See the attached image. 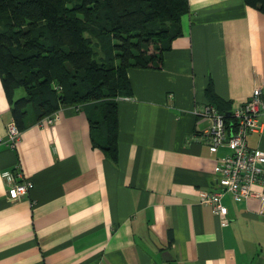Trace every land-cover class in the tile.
<instances>
[{"label":"crops","instance_id":"1","mask_svg":"<svg viewBox=\"0 0 264 264\" xmlns=\"http://www.w3.org/2000/svg\"><path fill=\"white\" fill-rule=\"evenodd\" d=\"M188 6L162 68L127 70L115 164L92 146L86 106L29 118L14 147L0 144V264H264V176L262 197L223 196L225 226L201 198L229 153L209 151L205 90L230 110L256 87L264 98V14L244 0ZM11 119L0 78L3 139ZM246 140L264 151V128ZM6 171L33 183L25 196L9 199Z\"/></svg>","mask_w":264,"mask_h":264},{"label":"trees","instance_id":"2","mask_svg":"<svg viewBox=\"0 0 264 264\" xmlns=\"http://www.w3.org/2000/svg\"><path fill=\"white\" fill-rule=\"evenodd\" d=\"M244 2L264 14V0ZM188 11V0H0V78L18 129L86 106L92 146L115 164L116 100L132 94L127 70L161 69ZM205 92L230 136L229 103L210 84Z\"/></svg>","mask_w":264,"mask_h":264},{"label":"built area","instance_id":"3","mask_svg":"<svg viewBox=\"0 0 264 264\" xmlns=\"http://www.w3.org/2000/svg\"><path fill=\"white\" fill-rule=\"evenodd\" d=\"M231 114L236 125L233 134L229 136L222 113L212 105H208L203 112V116L210 120L207 131L210 153H216L221 147L229 149V153L217 158L214 166L215 182L219 189L201 197L202 202L210 206L213 214L218 216L222 226L228 223V209L222 203L225 194H229L233 201L247 200L254 195L263 196L262 192L253 191V185L264 176V151L249 148L246 140L249 134L260 132L264 128V98L261 88H254L243 103L231 110ZM58 117L57 111L41 119L38 124H53ZM20 133L14 119H11L6 125V138L0 137V144L14 147ZM2 177L8 181L7 195L11 200L25 196L33 186L30 180L15 183L8 171L3 172Z\"/></svg>","mask_w":264,"mask_h":264},{"label":"rangeland","instance_id":"4","mask_svg":"<svg viewBox=\"0 0 264 264\" xmlns=\"http://www.w3.org/2000/svg\"><path fill=\"white\" fill-rule=\"evenodd\" d=\"M21 90H19V92H20ZM18 94H20V93H18ZM94 118L96 119V120H100V114H99V112L97 111V110H94Z\"/></svg>","mask_w":264,"mask_h":264}]
</instances>
